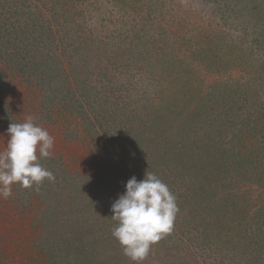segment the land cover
I'll use <instances>...</instances> for the list:
<instances>
[{
    "label": "trees",
    "instance_id": "obj_1",
    "mask_svg": "<svg viewBox=\"0 0 264 264\" xmlns=\"http://www.w3.org/2000/svg\"><path fill=\"white\" fill-rule=\"evenodd\" d=\"M50 1L43 0L45 6L49 3L48 9L51 11V18H44L41 10L32 9L31 4L27 0H4V2L0 3V71L4 70L6 63L8 65L12 61L21 65V77H14L11 85L19 96L14 99L17 113L15 115L11 113L13 116L10 121L12 120L14 123L24 122L21 112L31 117L36 115V119L48 124L54 122V116L57 117V129H65L63 131L64 136L61 138L64 143L62 147L54 145L55 151L52 152L51 162L47 161V164L39 162L46 166H51L55 162L63 163L65 162L62 160L66 155V151L71 155L74 154V158L77 159L74 160L75 162H84L89 158L90 166L88 167L90 169L86 172L88 177L95 178L102 172L106 173V182L103 183L100 181L102 179L98 178L95 183L97 184L96 187H98V193L94 200L101 203L103 212L95 213L94 217L87 214L81 216L78 214L80 210L76 212L75 208L81 202L76 205L73 201L74 196L69 193L68 197L70 199H68L66 195L74 189L78 182L72 180L73 178L71 179L68 173L76 177L83 176H80L75 170L71 172L62 164H59L61 169L57 167L60 173L54 175L55 180L48 181L46 179L40 186L39 191L36 190L35 185L31 188H23L19 184H13L12 195L7 199L0 198L2 203V208H0V262L3 259L15 262L16 256H19L20 259L16 261L19 264H60L61 259L58 258L60 252L56 249L66 245L69 246L71 251L78 252L74 264H78V256H81L82 261L81 259L79 260L81 264H124L125 260L115 262L116 259L119 260L120 257L125 256L122 250L118 254L114 253L105 258L104 251L99 246H102L105 241L114 242L115 247L117 245L118 247L120 246L118 241L112 236L113 228H110V224H113L114 227L116 226V221L111 217V206L119 195L125 191V184L132 176H135L137 180H141L146 172L155 173L168 185L175 197L179 189L174 188L173 182L175 183V180L173 179L178 173L181 175V184L183 186L188 188L189 186H194L193 198L196 194L198 201L203 203L204 206L206 205L201 208L202 210L199 214L192 212L196 222L202 228L201 235L199 234L201 239L207 237L215 240L216 237L222 235L223 239L220 242L224 243V249L232 250L233 256L250 254L247 256L248 261L259 259L264 262V224L258 223V226L263 231V234H259V237H263V241H260L258 234L253 235L250 234L251 232H242L240 226L236 225V223L235 227L234 225L228 226L226 220L222 216L220 218L221 211L232 207L235 217L239 216L240 221H243L246 213H251V209L248 210V202L240 199L237 194L233 193L234 195L230 196L224 194L226 188L231 186V182L236 183L237 186L242 184L245 175L251 176V174L256 172L264 174V146H257L255 149L250 147L258 143H264V110L252 105L251 102L254 98H259L257 96L258 92H252L248 87L245 88L244 82H242L244 84H240L239 81L235 82V86L225 84L223 85L225 89L228 90L230 88V93L227 96H232L231 103L234 109H237L236 111H230V115H224V117H219L220 121H215L218 118L212 117L213 109L216 104L220 105L219 99L224 97L219 92L220 97L214 94L212 99L206 98L207 103L202 100V102L196 104L181 124L183 130H175L180 116L183 115L185 108H187L185 99L184 101L180 99L184 96L182 95L184 87L189 86L188 80L183 78V81L178 84L177 94L174 95V98L164 99L166 102L157 109H150L148 108L149 105L145 106L144 104L141 112L133 114V112L129 111L128 116L134 115L130 125L128 126L124 122L119 125L127 133L121 132L118 136L112 135L108 140L111 144L110 149H108V141L103 138L106 137L108 139L109 132L105 130L103 133H99L96 126H103L104 121H108L113 114L112 108L117 106V103L111 102L109 96H106L102 102H98L94 99L95 95L93 94L96 89L91 87L88 89L85 83L81 81L82 75L77 71L81 61L84 64H88L85 69L86 72H91V66H96V64L94 59L85 62L86 56L84 54L75 56L80 59L72 58L69 60V57H71L68 52L69 48L65 47L67 44L63 41L67 37H58L60 31L58 29V21H56L60 16L58 5L56 3L50 4ZM55 1L66 5L71 0ZM74 1L78 3L82 0ZM138 1L141 3L144 0ZM204 1L212 3L210 7L219 12L218 14L221 15L220 19L224 25L240 23L238 27L244 31V36H241V34L235 35V30L233 32L222 28V25L213 20L207 26L196 25L194 28L191 27L190 30L194 31L195 37L180 38L179 41H184L185 43L183 44L185 50L187 49V52L191 53L198 63H204L207 67L227 71L228 67L226 65L238 64L236 66H241L245 64L247 68L250 67L252 74L257 73L260 77H263L264 0ZM111 3L113 7L115 4H121L123 7L131 6L133 11L138 10L139 7L136 4V0H111ZM202 4H204L203 0ZM7 5H10L9 8L12 15H20L14 22L10 20L9 16L4 14ZM66 8L64 7L65 12ZM199 13L201 14V12ZM64 15H61L65 18L64 22H68L69 19L74 22V18L82 17L84 12L80 6V9H77L70 18ZM16 20L18 21V26H16ZM251 24L253 25L251 26ZM77 25V30H79L82 25L80 23H77ZM143 25L142 23V27ZM252 28L256 29V33L250 39V45L247 44V36L253 33L254 30ZM199 33L206 36L200 37L202 34L198 35ZM80 41L78 40V43ZM165 41L168 45L167 39ZM87 42H89L87 48L91 50L96 48V40H86L81 42L80 45L78 43L75 44L73 49H82ZM99 43L102 45V41ZM103 43L104 45L110 44L108 42ZM178 45L174 42L172 43V48L177 49ZM240 57L243 63L238 62ZM169 62L172 64L170 68H173L176 61L173 57L168 58L165 51L157 58V64L159 63L164 67ZM101 65L104 67L103 70L107 73L106 75H108L111 71L110 65H114V63L110 64L107 61ZM70 76L76 80V82L73 80L74 84L70 83ZM16 79H21L23 85L26 83L28 87L39 88V92L31 90L25 94V88L22 89L23 85L20 87L19 81ZM16 81L18 82L17 85ZM68 83H70V88L67 86ZM198 85V82L194 79L193 86L189 90L194 91ZM124 87L122 88L123 90H125ZM221 88L222 85H220ZM81 89H88V93L92 94L85 101H83L84 97L78 96L76 93V91L80 92ZM115 91L116 89L110 90L112 93ZM130 92L129 89L124 91L126 94ZM24 98L29 102L26 107L22 106ZM69 101L70 104L68 106ZM248 102H251L250 106ZM210 103L211 106H209ZM240 105H243L246 110L239 108ZM73 106L74 113L70 115L69 110ZM55 107L59 109L55 111ZM208 117L212 118L207 125ZM203 118L204 120H202ZM148 120L149 122H147ZM44 125L47 126V124ZM154 126L158 129L156 134H153ZM201 128L207 129H205L207 131H205L206 135L201 134ZM173 129L175 131L171 132ZM212 129H215L218 135H214L212 132L208 133V130ZM113 130L118 131L117 128ZM119 130L122 131L121 129ZM189 135H197L201 145H193L191 142L193 139L195 141L196 137L189 139ZM65 143L72 151L68 150ZM224 147L227 148L221 149ZM208 151L209 153L206 154ZM254 162L260 163L254 164ZM46 166L43 167L50 170ZM76 167L74 166V168ZM79 170L77 168V171ZM93 170L96 171V174L91 176ZM190 171H193V173L189 174ZM172 180L173 182H171ZM112 189L115 193L110 196ZM188 195L190 194L188 193ZM53 201H56L60 208L66 210L64 214H59L57 218L63 219L66 216L68 223L71 225L73 223L74 226L71 229L57 230L60 239L56 245H52L49 243L47 233L53 220L50 223L46 222L44 217L37 213L35 214L39 218L37 222H43L42 224L44 225L42 226L45 230L44 233H46V237H41L46 240L42 244L44 245V251L40 248L42 245L39 244L22 245L25 232L22 227H13L16 226L15 217L19 215L21 216L19 219H21L25 217L27 212H31L34 215L39 207H44ZM85 203L89 204L88 201ZM176 203L179 209L176 220L179 221L180 215L184 213L181 218L182 229L189 224V218L192 216L188 218V214L185 211L182 212L181 209L184 208L183 205L187 208L186 205L190 204V202H180L178 197ZM6 211L10 213L7 214ZM188 213L191 214L190 212ZM252 213L262 215L264 208L260 207L256 212ZM226 214L229 213L227 212ZM260 218H263L262 221H264V214ZM104 219L105 222H102ZM100 222L101 225H99ZM66 224L63 223L61 225L66 227ZM53 225H55V228L60 226L58 221ZM40 227L39 225L36 229ZM27 236L31 238L39 237L32 230ZM246 237L250 241H247ZM41 238L39 237V239ZM251 242L256 247L252 246ZM213 245L218 247L215 243ZM254 249L255 251L253 252ZM100 256L105 259H100ZM108 257L111 258L109 259ZM222 257L230 258L227 254H222ZM64 264H72V262H65Z\"/></svg>",
    "mask_w": 264,
    "mask_h": 264
},
{
    "label": "rangeland",
    "instance_id": "obj_2",
    "mask_svg": "<svg viewBox=\"0 0 264 264\" xmlns=\"http://www.w3.org/2000/svg\"><path fill=\"white\" fill-rule=\"evenodd\" d=\"M4 2V0H0V3ZM29 4H31V8L36 10L39 9L44 15V18H51V11H49V3L45 6L43 0H27ZM202 4V0H144L143 2H139L136 0V4L139 6L138 10L133 11L131 6H122L121 4H115L114 7L111 3V0H82L80 2H75L71 0L68 4H60L55 0H51L50 4H57L59 10V19L58 21V29L60 30L58 33L59 38H64L65 47L69 48L68 52L71 57L69 60L80 59L77 56L78 54H84L86 56V60L94 59L96 66H91V72H86V67L88 64H84L82 61L80 63V67L77 69L78 73H81V81L85 83V86L89 89L91 87L95 93V100L98 102H102L106 96H109L111 102H116L117 106L112 108V116L109 117L108 121H104L103 126H96L99 133H103L105 130L109 132L108 139L103 138L105 141H108L109 138L114 135L118 136L123 128L120 127V123L124 122L126 125H130L131 119L133 116H128L129 111L136 113L141 112L145 106L149 105L148 108L157 109L159 106L163 105L164 99L174 98V95L177 94V87L180 82H182L183 78L187 79L189 82L188 87H184L183 89V97L180 99L182 101H186L187 108L182 116H180L178 121V126L176 124L175 130H183V126L181 125L189 112L198 104L205 100L206 98H211L215 94L218 97L219 92L224 96L219 99V104H216L214 107V113L212 117L218 118L215 121H220L219 117H224V115H230V111L234 112L237 109H234L232 106V96L229 95L230 88L225 89L223 85L228 84L235 86V82H240V84H244L245 88H250V91H257L259 98H254L252 105L258 106L259 109L264 110V76L260 77L259 74H252L250 71V67L247 68L245 64L241 66H236L238 64L232 65L229 64L227 71H222L220 69H215L214 67H207L204 63H198L196 58H194L191 53L185 50V46L183 44L184 41H179L180 38L183 37H195L194 31H191L190 28H194L196 25H205L207 26L210 21L216 20L219 25H222V28H225L229 31L235 30V35L244 36V31L240 30L237 23L235 24H223L220 19L221 15L213 10L210 6V3H206L204 1ZM6 5V3H4ZM209 4V5H207ZM10 5H7L6 11L4 14L9 16L14 22L15 19H18L20 15H12L10 12ZM80 6L84 12L82 17H75L74 22H71L70 19L68 22H64L65 18L61 15L68 16L70 18L71 15H74L77 9H80ZM66 8V12L64 10ZM201 12V14L199 13ZM62 20V21H61ZM18 21L16 20V26H18ZM61 23V24H60ZM80 23L82 26L77 30L78 25ZM142 23L144 24L142 27ZM263 24V22H262ZM253 24H251L252 26ZM55 27V28H57ZM9 28V26H8ZM254 31L247 36V44H250V39L254 37L256 33V29L252 28ZM126 30V31H125ZM202 33H199L200 35ZM197 35V36H198ZM70 36V37H69ZM206 36V35H204ZM203 34L200 37H204ZM4 39V38H3ZM165 39H167V43H165ZM78 40L84 42L86 40H96L97 46L94 49L87 48V44H85L82 49H73L75 48V44L78 43ZM123 40H125L123 42ZM102 41V45L99 43ZM103 42H108L110 44L104 45ZM179 44L177 49L172 48V43ZM78 43V45H80ZM148 45V46H147ZM101 46V47H100ZM181 46V47H180ZM222 47V45H220ZM150 51V52H149ZM166 53L169 57H173L176 61L173 68L171 62L164 66L161 64H157V58L160 57L162 52ZM6 52V51H5ZM223 52V51H222ZM1 53V52H0ZM169 53V55H168ZM114 63V65H110V73L106 75L103 70L102 63L105 62ZM239 63H243L242 58L238 59ZM21 65L16 62L4 65V70L0 71V151H3L7 144V139L9 138V134L7 129L11 123H14L10 118H12L13 114L16 112V103L15 98L19 96L14 91L12 85V80L14 77H21ZM185 71V72H184ZM188 74V75H187ZM89 75V76H88ZM191 76V77H187ZM70 83L74 84V77L70 76ZM198 82V87H195L194 91H190L189 88L193 86V80ZM17 80V79H16ZM74 80V81H73ZM19 86L23 85V81L18 79ZM16 81V85L17 82ZM244 82V83H242ZM68 83V88L71 86ZM233 83V84H232ZM10 84V85H8ZM220 85L222 88L220 89ZM126 86V87H124ZM124 87L125 90L122 88ZM25 88V89H24ZM22 89L26 92H30L34 90L39 92V88H33L24 83ZM88 89H81L80 92L76 91L78 96H82L83 101L88 99L89 94ZM111 89H116L114 93L110 92ZM122 89V90H121ZM126 89H129L131 92L129 94L124 93ZM121 90V91H120ZM162 90V91H161ZM164 92V93H162ZM217 92V93H216ZM16 93L13 97L12 95ZM186 96H185V94ZM161 99H160V97ZM102 97V99H101ZM155 98V99H154ZM179 99V101H180ZM210 99V100H211ZM5 100V103H4ZM61 100V99H59ZM212 101V100H211ZM21 102V101H20ZM251 102H248V105H251ZM68 103V102H67ZM161 103V104H160ZM212 103V102H211ZM211 103L209 106H211ZM29 102L22 100V106H27ZM70 101L68 103V106ZM225 105V106H224ZM260 105V106H259ZM189 107V108H188ZM243 105H240L239 108H243ZM74 106L69 110V114H73ZM57 107L54 108L57 111ZM208 109V108H207ZM243 112V111H242ZM13 113V114H11ZM23 114L24 121L27 119L25 113ZM246 115V113H244ZM36 115H33L34 122L41 125L52 135L55 139V146L63 145L64 134L63 131L65 129H57L56 122L58 118L54 116V122L44 123L40 122L36 119ZM39 117V116H38ZM130 117V119H129ZM212 117H208L207 125ZM129 119V120H128ZM241 119V117H240ZM204 120V118L202 119ZM149 122V120L147 121ZM44 124H47L45 126ZM117 128L118 131L113 130ZM121 129L122 131H120ZM154 132L156 134L158 131L157 127H153ZM206 129V128H205ZM200 129L201 134L206 135L207 129ZM56 130V131H55ZM174 129L171 131H175ZM54 131V132H52ZM206 131V132H205ZM212 132L214 135H218L215 129L208 130V133ZM119 133V134H118ZM187 134V132H186ZM196 134V133H195ZM202 136V135H201ZM196 137V142H191L193 145H201V141H199V137L196 135H189V139ZM62 140V142H61ZM216 140V139H215ZM234 144V143H233ZM68 148L67 144L65 143ZM264 146V143H258L250 146L252 149L255 147ZM111 144L108 141L107 148L110 149ZM227 148V147H226ZM221 148V149H226ZM68 150L72 151V149ZM55 151V148L52 149V152ZM209 151L206 153L208 154ZM89 159V158H88ZM88 159L84 162H75L77 160L74 158V154L71 155L68 151H66L65 157H63V163L55 162L50 165H43L48 167L52 173H56L54 175H58L60 171H58L57 167L59 164H62L67 167L68 170L72 172L75 170L83 177H76L71 173H68L71 176V179L78 182L72 191H69L66 195L68 199V194H72L74 196V203L80 205L75 208L76 212L78 210V214L83 216L87 214L88 216L93 215L97 212H103L100 202H96L94 200L96 194L98 193L95 184L98 178L102 179L103 183L107 181L105 178L106 173L102 172L95 178L88 177V170L90 169V162ZM85 160V159H84ZM51 162V157L41 159L40 162L47 164L46 162ZM195 162V161H194ZM260 162H254V164H259ZM81 164V165H80ZM69 165V167H68ZM79 165V166H78ZM85 165V167H83ZM74 166H77L74 168ZM77 168L80 170L77 171ZM260 168V167H257ZM193 171H190L189 174H192ZM96 174V171L93 170L92 174ZM261 174V175H260ZM113 179V178H110ZM175 180V183L173 182ZM173 186L178 190L176 199L179 197L180 202H190V204L186 205L187 208L183 205L184 208L181 209L182 212H186L189 218V224L181 229L182 213L179 217V221L176 220L174 222L172 234L165 235L160 241L156 244L152 245L151 251L147 258L141 262V264H263L264 262L259 259H251L248 261V257L250 254H239L237 256L232 255V250L224 249V243L220 242L223 239V236L216 237L215 240H211L210 238L205 237L201 239L199 234L201 235L202 228H200V224L196 222L195 218L192 215V212L198 213L201 212V208H204V204L200 203L195 194L193 198V188L194 186L185 187L181 184V175L180 173L173 179ZM184 180V179H183ZM99 183V182H98ZM111 189V188H110ZM186 191V192H185ZM115 191L112 189L110 194L113 195ZM188 193L190 195H188ZM237 194L240 199H243L245 202H248V210L251 209V213H246V216L243 221H240V217H235L233 214L234 210L232 207H229L227 210L220 212V218L226 220L228 226L236 225L240 226V230L242 232H251L250 234H263L262 229L258 226V223L264 224L263 218H260L262 215H255L260 207L264 208V174L262 173H253L251 176H246L243 178L242 184L237 186L236 183L231 182V186L226 188L224 194L234 195ZM187 194V195H186ZM78 196V197H77ZM192 196V198H191ZM77 197V198H76ZM80 197V198H79ZM247 200V201H246ZM88 201L89 204L85 202ZM2 203L0 200V208ZM196 206H198L196 208ZM89 207V208H88ZM87 209V210H86ZM66 210L60 208L56 201H53L51 204H46L44 207H39L34 215L31 212H27L25 217L19 219L21 216H17L15 225L13 226L18 228H23L24 235L22 239L23 244H39L42 245L46 240L41 237H46L45 230L43 229V222H37L39 219L35 214H39L44 217L46 222L52 223L49 225L47 236L49 237V243L56 245L58 240L60 239L58 236L57 230L71 229L72 225L68 223L67 217L65 216L63 219L57 218L59 214H64ZM190 212L191 214H189ZM229 213L226 214L225 213ZM6 213H10L7 212ZM225 215V216H224ZM215 216V215H214ZM235 217V219H234ZM92 218V217H91ZM107 219H109L107 217ZM106 219V220H107ZM56 221H58L59 228H55ZM105 222V219L102 221ZM109 222V220H108ZM178 222V224H177ZM63 223H67L66 227H64ZM83 223V222H80ZM114 223V221H113ZM236 223V225H235ZM39 224L41 227L36 229ZM101 225V222L100 224ZM58 227V226H57ZM110 228H114L113 224H110ZM33 231L39 237L31 238L27 236L30 231ZM244 230V231H243ZM216 232V231H215ZM263 237H259V240L263 241ZM247 241H250L246 237ZM217 244L218 247H214L213 244ZM252 246H255L251 242ZM44 245L40 248L43 250ZM62 248L58 247L60 256L58 258L61 259L60 264H64L65 262L75 263V258L78 255L77 251H71L69 246L62 245ZM256 247V246H255ZM105 254V258L111 254H118L122 250L121 246L118 245L115 247V243H109L108 241L103 242L102 246H99ZM68 250V252H66ZM44 251V250H43ZM255 249L253 250V252ZM222 254H227L230 258H223ZM37 255V254H36ZM1 257V255H0ZM118 257V256H117ZM100 259L104 260L105 258L100 256ZM109 259L111 257H108ZM18 259L19 256H16L15 262L5 261L3 259L0 264H19ZM81 256H78V264H81L79 260ZM120 260H125L124 264H134L127 256H122L115 260V262H121ZM82 261V259H81Z\"/></svg>",
    "mask_w": 264,
    "mask_h": 264
},
{
    "label": "clouds",
    "instance_id": "obj_3",
    "mask_svg": "<svg viewBox=\"0 0 264 264\" xmlns=\"http://www.w3.org/2000/svg\"><path fill=\"white\" fill-rule=\"evenodd\" d=\"M7 132V144L0 151V198L12 195L13 184L35 185L39 191L46 179L54 181V174L39 162L53 154L55 139L47 129L29 116L22 123H11ZM178 211L175 195L155 173L146 172L141 180L132 176L111 206L116 221L112 236L125 256L141 264L152 245L173 231Z\"/></svg>",
    "mask_w": 264,
    "mask_h": 264
}]
</instances>
